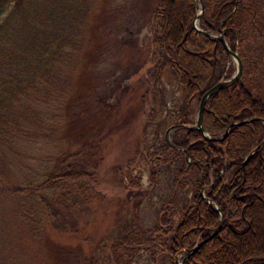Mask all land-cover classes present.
Instances as JSON below:
<instances>
[{
  "label": "trees",
  "instance_id": "trees-1",
  "mask_svg": "<svg viewBox=\"0 0 264 264\" xmlns=\"http://www.w3.org/2000/svg\"><path fill=\"white\" fill-rule=\"evenodd\" d=\"M92 2L0 0V136L20 132L18 118L25 115L22 103L26 99L39 94L46 105L53 101L52 89L61 74L77 62L80 35ZM202 2L198 28L222 34L243 65L238 83L213 93L205 104L202 127L211 139L195 127L198 104L217 82L231 78L232 63L221 42L192 29L199 11L197 0H160L151 18L148 56L130 76L131 84L142 83L143 134L135 156L116 170L115 182L103 184L98 173L103 149L93 151L88 162L60 154L40 180L29 184L1 177L0 195L21 200L18 226L31 239H40L44 227L64 230L69 226L71 232H78L77 227H83L90 217L80 209L89 203L118 196L137 205L132 202L134 197L148 195L165 179L162 165L173 187L181 179L186 182L188 198L184 196L181 207L173 194L161 202L151 224L124 219L118 233L101 240L81 264H163L162 260L179 264L187 257L184 264H264V146L260 148L264 124L241 123L251 118L264 120V0ZM9 34L16 37L8 40ZM164 79L176 86L175 96L168 97ZM15 106L18 110L13 112ZM231 123L235 125L230 127ZM177 125L168 135L171 146L164 135ZM148 126L153 129L150 138ZM229 127L226 137L217 141ZM151 142L153 151L147 147ZM94 145L101 147V143ZM256 149L242 170L244 160ZM146 157L153 169L149 184L143 187L133 168L136 160ZM173 161H181L178 169ZM202 190L222 212L223 226L213 239L188 255L220 223V214L203 201ZM7 226L8 222L0 220L1 229ZM1 246L0 264H11L9 244L3 241Z\"/></svg>",
  "mask_w": 264,
  "mask_h": 264
},
{
  "label": "rangeland",
  "instance_id": "rangeland-1",
  "mask_svg": "<svg viewBox=\"0 0 264 264\" xmlns=\"http://www.w3.org/2000/svg\"><path fill=\"white\" fill-rule=\"evenodd\" d=\"M159 2L93 0L90 16L80 35L77 62L61 74L52 89L53 101L49 100L46 105L45 97L39 94L26 99L22 103L25 115H19L20 123L17 124L21 133L18 130L16 134L1 131L0 179L4 177L29 184L32 180H40L60 154L88 162L93 151L97 153L103 149L104 160L98 173L102 175L103 184L109 186L115 182L116 170L135 156L137 143L143 134L141 125L144 119L139 106L142 83L131 84L130 76L148 56L151 18ZM14 37L11 34L7 36L8 40ZM230 61L235 74L236 63L232 59ZM164 83L169 89L168 97L175 96L176 86H171L170 81L166 83L165 79ZM17 110V106L12 108L13 112ZM147 129L150 138L153 129L149 126ZM93 143H101V147L96 148ZM153 145L151 142L148 149L155 150ZM172 164L178 169L181 161L179 164L173 161ZM152 169L150 158H143L140 162L136 160L133 172L139 174L143 187L149 184ZM160 169L165 179L162 177L157 188L149 191L148 195L132 199L138 207L128 198L119 199L118 196L89 203L88 209L85 206L80 209L82 215L90 217L83 227H77L78 232H71L69 226L64 230L44 227L40 239H31L23 232L22 226H18L21 200L1 194L0 220L8 222L9 226L0 228V250L1 242L9 244L10 252L7 254L11 264L83 263L87 256L95 252L101 240L118 233L120 222L124 219H131L136 224H151L161 202L173 194L175 202L181 207L184 196L188 198L186 182L181 179L173 187L168 181L169 171L162 165ZM202 191L203 201L209 204L207 201L210 200ZM210 202L215 210L219 209L213 201ZM80 206L82 203L74 208ZM142 258L148 259V256L143 254ZM161 262L167 264L166 261Z\"/></svg>",
  "mask_w": 264,
  "mask_h": 264
},
{
  "label": "water",
  "instance_id": "water-1",
  "mask_svg": "<svg viewBox=\"0 0 264 264\" xmlns=\"http://www.w3.org/2000/svg\"><path fill=\"white\" fill-rule=\"evenodd\" d=\"M198 2V5H199V11L197 13V15L195 16V18L193 19V26H192V29L198 31L201 35H203L204 37L207 36L209 37L211 40H216V41H219L223 44V47H224V50L226 51V53L228 54L229 58L232 59L233 61H235L236 63V73L231 77V78H228V80H220L219 82H217L218 84L215 85L214 87H212L210 90L207 91V93H205V95L202 97V99L200 100L199 102V107H198V110H197V118H196V122H195V127L197 128V130H199L202 134H203V137H205L207 140L211 139L210 137L207 136V134L205 133L204 131V127H202V120H203V112L205 110V104L206 102L208 101V98L213 95V93H216L218 92V90H221V89H227L228 87L238 83L243 71H242V61L240 60L238 54L232 50H230L228 44H227V41L224 40V37L222 34H215V35H212L210 34L209 32L207 31H203V30H200L197 26V23L200 21L199 19L202 17L203 15V2L202 0H197ZM251 120H254V121H258L260 123H263L264 124V120L262 119H258V118H251L249 120H244L242 121L241 123H248V122H251ZM235 123H231L230 124V127L234 126ZM179 126H171L168 128V130L166 131L165 135H164V139H166V142L173 146L168 135L171 131L173 130H176ZM230 127L226 130L225 134L223 135V137H220V139H218L217 141H220V140H223L226 135L228 134L229 130H230ZM264 146V139L262 141V143L260 144V148H263ZM258 149L254 150L251 154H249L247 156V158L244 160L241 168L242 170H244V165L253 157V154L257 152ZM203 193V191H202ZM209 204H212L210 201H207ZM216 211L220 214V224L218 227L215 228L213 234L210 235L209 238L205 239L203 242L201 243H198L196 244V246L190 250L188 252V255H192L195 251L199 250L205 242L211 240L214 238L215 235H217V233L221 230L222 228V220H223V216H222V213L219 209L216 208ZM188 258V257H187ZM187 258L183 259L182 262H180L179 264H184L185 261L187 260Z\"/></svg>",
  "mask_w": 264,
  "mask_h": 264
},
{
  "label": "bare ground",
  "instance_id": "bare-ground-1",
  "mask_svg": "<svg viewBox=\"0 0 264 264\" xmlns=\"http://www.w3.org/2000/svg\"><path fill=\"white\" fill-rule=\"evenodd\" d=\"M250 123V122H249Z\"/></svg>",
  "mask_w": 264,
  "mask_h": 264
}]
</instances>
